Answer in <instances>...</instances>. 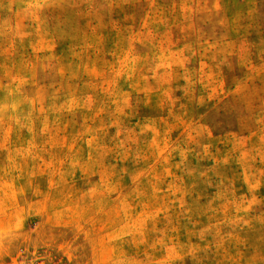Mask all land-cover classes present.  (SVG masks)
<instances>
[{"label":"rangeland","instance_id":"374dc122","mask_svg":"<svg viewBox=\"0 0 264 264\" xmlns=\"http://www.w3.org/2000/svg\"><path fill=\"white\" fill-rule=\"evenodd\" d=\"M154 2L0 0V102L10 69L27 93L0 132L2 264H264V85L218 119L153 103L140 41ZM100 20L120 43L82 57L77 28ZM57 74L101 88L102 123L48 91ZM240 195L251 213L226 215Z\"/></svg>","mask_w":264,"mask_h":264},{"label":"built area","instance_id":"2783aa9c","mask_svg":"<svg viewBox=\"0 0 264 264\" xmlns=\"http://www.w3.org/2000/svg\"><path fill=\"white\" fill-rule=\"evenodd\" d=\"M142 30L163 109L191 103L231 116L264 85V0H155Z\"/></svg>","mask_w":264,"mask_h":264},{"label":"clouds","instance_id":"9594fccd","mask_svg":"<svg viewBox=\"0 0 264 264\" xmlns=\"http://www.w3.org/2000/svg\"><path fill=\"white\" fill-rule=\"evenodd\" d=\"M77 37L80 42L78 49L82 57L95 54L98 50L108 53L113 47L119 45L121 37L116 29L108 21L100 20L94 25L81 24L77 28ZM93 78H98L97 73H93ZM49 92L60 94L67 89L78 95L79 104L83 111L84 119L90 124L103 122L101 103H106L108 97L98 86L83 89L78 75L72 74L64 77L60 74L50 77L46 82ZM254 202L251 198L243 195L237 196L233 202V211L236 215L249 214L253 210Z\"/></svg>","mask_w":264,"mask_h":264},{"label":"trees","instance_id":"16d2710c","mask_svg":"<svg viewBox=\"0 0 264 264\" xmlns=\"http://www.w3.org/2000/svg\"><path fill=\"white\" fill-rule=\"evenodd\" d=\"M6 60L7 65L10 64L7 59ZM8 68H11L10 66ZM13 71L11 69L9 70V76L7 77V83H12V86H14V92L12 93L11 97L7 99L5 102H0V132L3 127L6 125L11 124L9 122L10 115H13V112L16 111V109L20 108V106L23 105V100L27 96L26 88L22 85V78L21 77H14L13 79ZM7 123V124H5ZM231 209H233V203L230 204V206L226 209V215L231 216ZM225 225L224 223L221 224V228H223ZM7 227L1 226L0 227V264H2L5 261L7 254L10 253L7 251V248L9 247L10 241V235H7Z\"/></svg>","mask_w":264,"mask_h":264}]
</instances>
